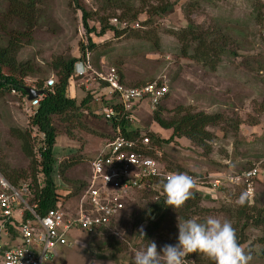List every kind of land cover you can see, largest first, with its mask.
Here are the masks:
<instances>
[{
    "label": "rangeland",
    "instance_id": "374dc122",
    "mask_svg": "<svg viewBox=\"0 0 264 264\" xmlns=\"http://www.w3.org/2000/svg\"><path fill=\"white\" fill-rule=\"evenodd\" d=\"M30 1L37 10L28 30L29 39L23 42L17 56L20 61L32 62L42 69L45 73L42 80L55 79L52 62L56 58L62 55L82 58L89 37L96 46L87 53V62L93 71L101 73L114 68L128 87H140L158 79L167 83L166 116L171 117L182 110L222 117L220 125L210 128L213 140L208 156H203V151L187 139H177L159 150L167 166L180 168L183 173L217 177L219 174H237L264 159V69H260L257 63L264 64V0H201L192 10L189 0H176L178 4L168 15H153L150 11L154 6L175 0H83L92 15L89 27L95 29L90 34L73 0ZM10 10L9 0H0V41L3 43L5 30L2 26L8 24V27L23 29ZM125 13L129 16L124 19ZM135 14L138 16L136 20H128ZM114 18L119 21L122 18L130 30L121 37L110 31L100 35L101 20L111 25ZM189 18L202 29H219L227 37V52L220 56L215 70L180 56V44L174 33L185 29ZM38 81V77H28L26 87L35 88ZM102 84L92 71L86 77L76 79L71 84L70 96L81 101L90 95L93 102L67 128L56 123L55 151L60 156L59 163L76 162L78 158L75 157L81 155L80 162L65 171L69 181L87 180L91 160L112 137L110 124L97 112L99 101L103 102L101 106L113 102ZM27 103L26 98L11 88L0 94V159L8 169L16 172L27 169L31 162L20 151V144L12 135L13 128L26 129L29 125L33 114L27 112ZM152 114L146 104H139L134 114L137 127L169 139L172 132L151 122ZM34 136L38 137L36 130ZM242 192L241 187L231 183L209 200L203 196L202 206L211 211L196 219L200 221L211 216L228 220L236 231L245 227L247 241L241 247L251 257L249 264H264V257L260 254L263 245L258 242L264 236L261 228L250 222L246 224V219H241L237 213L241 206L238 197ZM145 198L142 192L130 200L123 212L124 218L135 207L137 210V205ZM246 201L248 207L264 209V168L256 183L255 198ZM76 204L77 199H68L64 211L73 213ZM121 217L112 223L108 234L92 236L80 229L71 230L69 234L74 245L59 247L57 256L44 264H130L137 251L147 245L138 247L140 241L130 236V227L127 230L121 226ZM167 230L165 228L160 238L152 241L158 251L170 239L166 238ZM112 236L127 244L122 247V252L116 253L107 245ZM189 255L188 264H209L212 261L202 253Z\"/></svg>",
    "mask_w": 264,
    "mask_h": 264
},
{
    "label": "trees",
    "instance_id": "16d2710c",
    "mask_svg": "<svg viewBox=\"0 0 264 264\" xmlns=\"http://www.w3.org/2000/svg\"><path fill=\"white\" fill-rule=\"evenodd\" d=\"M73 1L75 2L76 8L83 16L84 25L88 33L94 32L95 29L89 27L88 23L92 15L86 10L82 2L83 0ZM200 2L201 0H189V8L191 10L196 8ZM177 4L175 0L173 3L169 1L162 6L157 5L153 7L150 13H153V15H168V13L174 10ZM9 6L11 7L9 13L23 29H17L14 26L8 27V24L2 26V30H5V42L3 43L0 41V94H3L6 89L11 88L18 91L24 98H27L28 93L25 90V80L31 76L38 77L39 81L35 84V88L42 90L44 94L39 106L29 118L28 127L26 129L20 127L12 129L13 137H15L20 144V151L31 161L30 166L20 172H16L15 170L11 171L0 159V174L16 188H22V185L28 184L30 194L27 196V200L31 206H35L37 214L44 216L49 210L57 209L61 199L63 208L66 201L70 198H75L78 201L85 188V181H69L65 172L66 169L80 162L81 155L75 157L78 158L76 162L74 160L72 163H59L56 158L55 149L57 147L58 136L57 125L63 124L65 128H67V126L74 122L76 117H81V112H83L84 109H88L89 104L93 102L90 95H87V97L81 101L71 97L69 94V85L74 75L76 63L79 61L87 62V53L91 52L96 46L88 37V47L83 49L85 51H83L84 56L82 58H76L70 55H62L56 58L52 62V68L55 71V85L52 89H47L44 83L46 80H42L45 77V73L42 69L32 62L20 61L17 56L23 42L29 39L28 30L33 24L32 16L37 10V7L30 0H9ZM127 16L129 15L125 13L124 19ZM137 17L138 16L135 14L128 20L134 21ZM120 21H122V18ZM101 25L100 35L103 36L110 31L114 33L116 37H121L130 30V28L118 30L105 20H101ZM174 35H176L180 44L181 57L203 63L204 66L212 70L216 69L220 56L227 52L225 49L227 37L225 34L219 31V29L204 30L201 26L194 23L191 18L188 19L187 27L179 30L178 33H174ZM257 63L260 69H264V64ZM102 85L105 87V83ZM167 98L168 94L153 112L151 122L156 123L164 130H170L172 134L169 139L165 140L156 133H148L152 145L161 148L164 144H170L177 139L185 138L194 147L202 150L203 156H208V154L211 153L210 144L213 140V133L210 131V128L220 125L223 121L222 117L219 114L184 112L182 110L175 112L171 117L166 116L168 109L164 103ZM101 104H103V102L99 101L100 107ZM103 106H113L117 112H120V108L118 105H115L114 102L106 103V105L104 104ZM119 118L120 116L116 117L114 122L110 124L111 130L113 131L112 137H114L115 129L120 127L125 137L134 138L137 134L136 132L130 131L131 124L125 121V119L120 120ZM56 123L58 124L56 125ZM34 130H36L38 137H33ZM55 167L58 168L59 174L64 182L71 183V185H69L70 191L66 192L65 195H63L54 183L53 173L55 172ZM169 168L172 171L183 172L180 168L176 169L170 166ZM21 181L23 182L22 184ZM143 193L146 198L139 202L137 210L135 207L134 210L124 218L125 214H123V212L126 210V206L121 212L123 215H121L122 217L120 218L123 219V221H121V226H124L127 230L130 227V236L140 241L139 248H141L143 244L147 245L149 241L159 239L165 228H167L169 232V236L167 235L166 238L170 237L167 244H175L178 235V220L196 219L201 216H206L211 211V209L202 206L204 198L198 193H191L190 198L180 207L173 208L166 205L164 203L166 194L163 191L162 180H153L150 189H146ZM247 205V201H245V203L238 208L237 213H239V217L241 219L245 218L248 222L246 224L250 222L255 227L261 228L264 234V209L251 208ZM203 220L204 219L200 221ZM141 228L143 229L144 237L139 235ZM244 228L245 227H242L241 231L235 230L237 242L240 246L247 241L244 235ZM108 231L109 229H102L95 235L99 233L108 234ZM258 242L263 245L260 254L264 257V236H261ZM107 245L114 249L116 253L122 252V247H127V244L114 236L109 237ZM190 256L191 255L188 254L186 258H190ZM130 264H134V260L131 261ZM209 264H215V262L210 261Z\"/></svg>",
    "mask_w": 264,
    "mask_h": 264
},
{
    "label": "built area",
    "instance_id": "2783aa9c",
    "mask_svg": "<svg viewBox=\"0 0 264 264\" xmlns=\"http://www.w3.org/2000/svg\"><path fill=\"white\" fill-rule=\"evenodd\" d=\"M111 24L118 30L129 28L126 22L117 18L112 19ZM90 71L94 72L96 79L105 83L104 89L109 91V100L120 108V112H117L113 106L102 105L98 114L108 124L120 116V120L125 119L131 124L130 131L137 135L127 138L120 127L115 129L114 137L91 160L89 177L73 213L64 211L61 199L57 209L40 216L35 206H31L27 200L30 194L28 184L16 188L0 174V264H44L52 261L59 247L74 245L69 234L71 230L80 229L94 236L102 229H110L127 203L138 193L150 189L153 180L164 181L169 174L178 173L163 163L160 147L152 145L150 132L139 129L134 116L139 104H146L153 113L169 93L167 83L158 79L144 86L128 87L122 83L116 69L99 73L93 71L88 62H79L75 66L69 89L76 79L86 77ZM54 85L55 80L50 79L46 81L45 88L52 89ZM41 100L42 96H38L29 101L27 112L34 114ZM55 154L60 162V156ZM263 168L264 159L234 175L211 177L186 174L195 178L193 192L213 197L223 186L232 183L233 186L241 187L247 193L248 202H251L255 198L256 183ZM53 180L63 195L70 191V186L64 182L57 167ZM185 264H188L186 257Z\"/></svg>",
    "mask_w": 264,
    "mask_h": 264
},
{
    "label": "clouds",
    "instance_id": "9594fccd",
    "mask_svg": "<svg viewBox=\"0 0 264 264\" xmlns=\"http://www.w3.org/2000/svg\"><path fill=\"white\" fill-rule=\"evenodd\" d=\"M26 99L28 100V97ZM243 171L245 170L239 173ZM195 182L193 176L183 172L166 176L163 181V191L166 194L164 203L173 208L182 206L190 198ZM193 193L207 196L201 192ZM246 197L247 193L242 192L238 197L239 204L243 205ZM177 228L178 235L175 244L164 245L158 251L156 243L149 241L143 250L137 251L134 264H185V257L196 252L204 254L215 264H249L251 260V257L246 255L238 244L235 229L228 220L222 221L211 216L203 221L178 220ZM139 235L144 237L142 228Z\"/></svg>",
    "mask_w": 264,
    "mask_h": 264
},
{
    "label": "water",
    "instance_id": "95a60500",
    "mask_svg": "<svg viewBox=\"0 0 264 264\" xmlns=\"http://www.w3.org/2000/svg\"><path fill=\"white\" fill-rule=\"evenodd\" d=\"M25 90L27 91L28 93V100H33L35 99L36 97L38 96H41L44 94V92L42 90H37L35 88H29V87H25ZM205 199L206 200H209L210 199V196H205Z\"/></svg>",
    "mask_w": 264,
    "mask_h": 264
}]
</instances>
